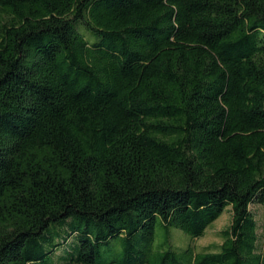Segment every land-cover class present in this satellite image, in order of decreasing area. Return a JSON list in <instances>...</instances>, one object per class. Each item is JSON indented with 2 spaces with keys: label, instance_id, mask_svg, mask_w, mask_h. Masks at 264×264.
Returning <instances> with one entry per match:
<instances>
[{
  "label": "trees",
  "instance_id": "obj_1",
  "mask_svg": "<svg viewBox=\"0 0 264 264\" xmlns=\"http://www.w3.org/2000/svg\"><path fill=\"white\" fill-rule=\"evenodd\" d=\"M251 204L264 0H0V264H264Z\"/></svg>",
  "mask_w": 264,
  "mask_h": 264
},
{
  "label": "rangeland",
  "instance_id": "obj_2",
  "mask_svg": "<svg viewBox=\"0 0 264 264\" xmlns=\"http://www.w3.org/2000/svg\"><path fill=\"white\" fill-rule=\"evenodd\" d=\"M250 210L257 224V246L260 251L264 252V205L251 204ZM230 221L231 210L230 206H227L222 213L205 228L201 236L192 238L187 233L175 227L169 228L166 232L156 220L154 224L152 246L153 248H161L165 247L166 243H171L174 248L180 251L189 246L195 252L213 251L222 240L220 234L221 229L226 227ZM111 243H115L116 252L122 251L121 245L119 244L121 243L120 240L114 239Z\"/></svg>",
  "mask_w": 264,
  "mask_h": 264
}]
</instances>
